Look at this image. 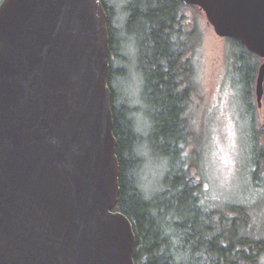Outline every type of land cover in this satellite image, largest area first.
Returning a JSON list of instances; mask_svg holds the SVG:
<instances>
[{
  "label": "water",
  "instance_id": "1",
  "mask_svg": "<svg viewBox=\"0 0 264 264\" xmlns=\"http://www.w3.org/2000/svg\"><path fill=\"white\" fill-rule=\"evenodd\" d=\"M178 1L264 60V0ZM110 61L101 0L1 1L0 264H136Z\"/></svg>",
  "mask_w": 264,
  "mask_h": 264
},
{
  "label": "trees",
  "instance_id": "2",
  "mask_svg": "<svg viewBox=\"0 0 264 264\" xmlns=\"http://www.w3.org/2000/svg\"><path fill=\"white\" fill-rule=\"evenodd\" d=\"M101 1L108 14L110 87L120 164L116 211L133 225L136 264H260L264 237L253 232L257 210L264 204V117L261 122L257 116L255 87L264 60L229 39L235 45L234 80L245 92L247 171L255 202L214 205L200 178L198 160L187 152L195 136L189 115L193 64L188 56L200 27L188 21L184 10H202L178 0H131L124 8V26L118 29L113 24L114 7L108 0ZM133 39L136 70L143 79L146 133L136 124L137 108L119 101L115 88L116 82L128 77L129 56L123 45ZM147 159L160 161L165 169L160 186L150 195L138 177Z\"/></svg>",
  "mask_w": 264,
  "mask_h": 264
},
{
  "label": "rangeland",
  "instance_id": "3",
  "mask_svg": "<svg viewBox=\"0 0 264 264\" xmlns=\"http://www.w3.org/2000/svg\"><path fill=\"white\" fill-rule=\"evenodd\" d=\"M108 2L115 9L114 26L122 29L126 19L124 8L131 0ZM184 14L189 22L200 27L198 41L188 56L193 64L191 80L193 93L189 115L195 136L191 139L192 144L187 152L192 160H198L200 178L212 200L211 203L252 204L255 196L249 187L247 171L249 122L244 107V86L234 80L236 75L231 60L232 54L235 55V45L229 39L216 35L203 12L186 9ZM134 42L133 39L129 44L123 45L124 53L129 56L128 77L116 82L115 88L121 96V99L118 96L119 101H129L137 108L136 124L143 133H146L143 79L136 70L137 49ZM257 116L262 122L263 107L257 106ZM159 162L147 159L138 176L141 187L149 195L160 186L163 178L165 169ZM260 206V212L258 209V215L256 214V231L253 234L263 238L264 204L261 203ZM261 259L260 264H264V257Z\"/></svg>",
  "mask_w": 264,
  "mask_h": 264
}]
</instances>
